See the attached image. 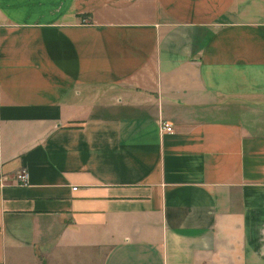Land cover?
Instances as JSON below:
<instances>
[{
  "label": "crops",
  "instance_id": "0c3cea01",
  "mask_svg": "<svg viewBox=\"0 0 264 264\" xmlns=\"http://www.w3.org/2000/svg\"><path fill=\"white\" fill-rule=\"evenodd\" d=\"M0 264H264V0H0Z\"/></svg>",
  "mask_w": 264,
  "mask_h": 264
},
{
  "label": "built area",
  "instance_id": "2783aa9c",
  "mask_svg": "<svg viewBox=\"0 0 264 264\" xmlns=\"http://www.w3.org/2000/svg\"><path fill=\"white\" fill-rule=\"evenodd\" d=\"M159 127L161 131L171 132L173 130L172 124L166 120H160ZM16 182L26 184L28 182V173L25 168H21L16 174Z\"/></svg>",
  "mask_w": 264,
  "mask_h": 264
}]
</instances>
